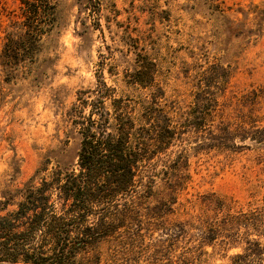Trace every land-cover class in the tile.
Wrapping results in <instances>:
<instances>
[{
	"label": "rangeland",
	"instance_id": "rangeland-1",
	"mask_svg": "<svg viewBox=\"0 0 264 264\" xmlns=\"http://www.w3.org/2000/svg\"><path fill=\"white\" fill-rule=\"evenodd\" d=\"M54 2L55 21L32 42L26 5L0 0V198L11 191L17 201V189L48 159L49 170L58 161L67 169L76 166L81 135L72 109L81 98L94 99L105 81L137 126L157 116L162 124L186 129L197 105L207 98L218 102L216 129L184 133L162 155L173 166L187 149L168 173L159 162L157 199L180 191L175 221L214 216L215 199L233 212L264 206V141L240 138V127L264 126V0ZM107 106L111 113L123 111L112 99ZM217 124L228 125L236 145L249 147H208L203 141L221 133ZM198 241L180 239L174 258ZM230 246L219 241L201 257L193 251L192 264H232L242 248ZM108 250L107 243L89 247L80 261L91 264L100 252L106 264Z\"/></svg>",
	"mask_w": 264,
	"mask_h": 264
},
{
	"label": "trees",
	"instance_id": "trees-1",
	"mask_svg": "<svg viewBox=\"0 0 264 264\" xmlns=\"http://www.w3.org/2000/svg\"><path fill=\"white\" fill-rule=\"evenodd\" d=\"M21 1L26 5L25 25L30 27V39L40 41L45 26L55 21V2ZM113 93L105 81H100L94 99L81 98L74 105V123L81 135L75 167L67 169L58 161L49 170L48 159L35 177L17 189V201L13 203L11 191L0 198V264H82L80 254L101 243L109 245L106 264H157L164 260L166 263L161 264H192L193 251H199L200 257L207 255V246L219 241L220 245L242 248L232 256V264H262L264 206L233 212L225 201L215 199L218 211L197 223L201 215H191L184 221L173 219L178 213L177 189L163 199L156 197L159 162H165L161 171L168 173L169 167L187 156V149L179 151L173 166L162 155H168V149L190 130L216 129L215 98L196 106L185 123V131L170 122L162 124L157 116L137 126L132 115L123 110L122 100L114 98ZM109 99L123 111L111 113ZM240 128L242 140L264 141V126ZM217 129L219 135L203 141L208 147H249L236 145L228 125L217 124ZM42 172L47 173L36 183ZM10 205L15 207L9 210ZM253 232L258 237H253ZM189 236L199 240L198 246H184L175 259L176 244ZM102 256L97 253L91 264H102Z\"/></svg>",
	"mask_w": 264,
	"mask_h": 264
}]
</instances>
